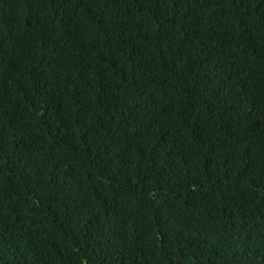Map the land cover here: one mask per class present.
<instances>
[{
	"label": "trees",
	"instance_id": "16d2710c",
	"mask_svg": "<svg viewBox=\"0 0 264 264\" xmlns=\"http://www.w3.org/2000/svg\"><path fill=\"white\" fill-rule=\"evenodd\" d=\"M0 264H264V0H0Z\"/></svg>",
	"mask_w": 264,
	"mask_h": 264
}]
</instances>
